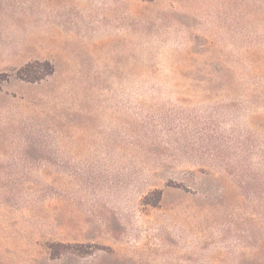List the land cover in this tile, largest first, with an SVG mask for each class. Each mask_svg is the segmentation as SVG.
Instances as JSON below:
<instances>
[{"label":"rangeland","instance_id":"374dc122","mask_svg":"<svg viewBox=\"0 0 264 264\" xmlns=\"http://www.w3.org/2000/svg\"><path fill=\"white\" fill-rule=\"evenodd\" d=\"M0 264H264V0H0Z\"/></svg>","mask_w":264,"mask_h":264},{"label":"trees","instance_id":"16d2710c","mask_svg":"<svg viewBox=\"0 0 264 264\" xmlns=\"http://www.w3.org/2000/svg\"><path fill=\"white\" fill-rule=\"evenodd\" d=\"M31 66V64H28L21 68L17 73L18 77L27 81H34L40 79L41 74H49L53 71V67L51 65H49V69H46L44 72Z\"/></svg>","mask_w":264,"mask_h":264}]
</instances>
